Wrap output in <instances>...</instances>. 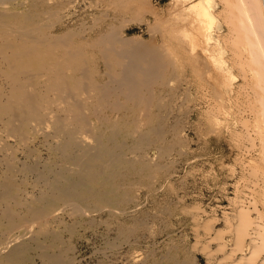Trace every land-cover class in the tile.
<instances>
[{"label":"bare ground","instance_id":"obj_1","mask_svg":"<svg viewBox=\"0 0 264 264\" xmlns=\"http://www.w3.org/2000/svg\"><path fill=\"white\" fill-rule=\"evenodd\" d=\"M184 1L181 27L163 29L166 54L122 35L147 2L104 0L108 12L72 24L70 0H0V264H31L29 239L43 264H73L71 244L54 227L74 233L96 213L117 221L122 264H198L200 255L205 264H264L262 0ZM192 29L204 43L196 52ZM177 75L204 138L195 165L201 194L202 184L219 183L206 168L211 134L239 150L245 185L225 205L205 206L200 192L189 201L188 184L174 188L165 172L180 143L166 139L165 94ZM43 150L50 161L41 169ZM150 209L148 235L159 221L166 237L141 256L138 231Z\"/></svg>","mask_w":264,"mask_h":264},{"label":"rangeland","instance_id":"obj_2","mask_svg":"<svg viewBox=\"0 0 264 264\" xmlns=\"http://www.w3.org/2000/svg\"><path fill=\"white\" fill-rule=\"evenodd\" d=\"M183 1L184 0H144V1L131 0V3L133 2L132 5H138L141 2H147V3L144 5L142 4L141 7H143L144 10L142 13L134 12L133 14L129 15L132 16L131 18H128L130 20H127L122 24V35L127 38H131V40L132 41L134 40V42H141L143 45L153 43L155 47L156 45L158 46V49L160 51L162 50L161 52L163 53L167 52L166 54H170L171 53L170 45H169L170 42L166 38L163 29L165 28L167 29L168 27L169 28L175 27L178 30V28L181 27L182 25L181 17L178 16L179 15L178 13H181L184 4H186L185 3L186 1L184 2ZM64 2H69V0H64ZM113 5L118 6L119 5L118 1L113 3ZM106 7L111 9V7L105 6L104 0H70V7L64 9V11L66 10L64 12V15L66 21L67 20L68 22L75 21L74 23L71 22L72 24L81 23V22L90 23L97 17L99 11L101 10L105 11L106 9L104 8ZM191 18L192 16H190V19ZM193 29L191 30V37L194 36L193 39H197L199 41V44L197 43L198 41L195 40L197 41L196 44L198 46L196 45L197 46V47L195 46L196 48L193 47V44L195 42H192L191 49L195 48L194 52H196V50L198 51V49L200 50L202 49L201 46H203L204 43H202V41L199 40L201 36L200 34L202 33L201 30H199L198 34L196 35L197 31L195 33V30L193 31ZM215 29L216 30L218 29L217 24ZM213 33L215 34L216 32L213 31ZM176 34L181 37L182 33L179 31ZM196 37H198L199 39ZM211 63L213 62L211 61L208 64V66H210L212 69L213 64ZM213 70L215 69L213 68L212 71ZM212 71L210 73H212ZM181 77L182 76L177 75L171 79V81L169 82L168 91L165 94L166 95L165 101L167 103L166 106L167 111L165 110V115H166V120L168 121L166 122V128L168 130L166 133V137H167L166 139H168L169 141L171 140L170 142L172 143H174L175 140L180 141L179 144L176 143L172 145V148H170L169 150V154H168L169 159L168 158L166 159L167 164L165 165V172L168 171L170 172L171 179L173 180V182L170 185L175 186L174 188H179L180 186H184V185L186 186L188 184V187L186 188L190 197L189 198L190 200L189 199L188 200L192 201L191 195L193 196V198L195 196L198 197V193L200 192V188H199L200 185L199 183H197L199 182V179L197 180L198 176L196 174L197 172L195 170L196 169L195 165L197 164V154L203 151L202 141L204 140V138L199 134V132H196L198 131L197 129H195L197 128L198 125L197 105L194 101H190V102L187 101L186 98L188 95L186 96L184 92V86H183L184 81ZM192 92L194 93V91ZM193 93L192 95L194 97ZM183 102L186 104H184ZM174 132H175V136H174ZM211 137L212 139L211 142L208 144V148L210 147V149L212 150V155L209 158L211 160L213 168L212 170L209 169L210 164L208 162L206 163V168L210 172L213 171L212 175H214L216 181L219 183L218 185L217 184L213 185V189L210 188L208 185L202 184L201 191L203 192L202 194L200 192L201 194L200 197L203 200L202 202H204L203 204L205 206H209L210 205L209 203L211 202L215 203V205H217L216 203L219 202L225 205L226 197L227 196L232 197L234 192V187L236 185H239V187H241L242 189L243 185H245L243 179L241 178L242 175H241V169L239 167L240 165L238 164V161L236 159L237 152L239 150L235 146H233L231 142L228 139H226L224 136L219 137V136H215V134H211ZM41 155H43L41 157L42 158L41 162H43V160L44 162L43 163L40 162L41 163L40 168L43 169L46 165H48L50 160L46 161L48 159L46 151L43 150ZM192 162H194V164ZM20 163H22V161H20ZM35 183H36L35 177L30 176V180L28 184L32 186L31 188L34 187L33 185H35ZM249 184L251 183L249 182ZM30 185H27L28 190H32L30 189ZM180 191L183 190L180 189ZM213 196H215V198H213ZM70 213H71L70 211H64V213L61 215L63 217V221L67 222V224L69 223V225L74 219L71 217L73 215ZM149 213L148 215H150L149 216L150 219L147 217V219L145 220L146 223L143 225L145 227L143 226L140 227V229L143 231H141L140 229L138 231V233L141 234V235L138 234L139 239L141 238L140 241H138V246H139L138 252L141 254V256L148 254V252L151 251L153 247H156L161 243L163 244L164 238L166 237L165 235H163V232L166 231V229H163L164 227L162 226L164 225H158L161 224L158 221V224H156L155 226L153 225L152 227L153 230L156 232L154 234H157V235H153V237L155 238L157 237L158 240L157 243H154L155 241L152 242V240L154 239H152L153 237H151L148 234L150 232L149 227L152 225L151 223L153 217L151 216L153 211H151L150 209ZM114 219H115L114 217H111L110 215L108 216V214L106 213L85 215L81 217V219H79L81 221L80 223L76 224L74 233H71L67 228L66 229L59 228L60 226L54 227V229L57 230V232L63 233L62 236L64 238V244H69V245L71 244L70 245L71 253L73 251L72 254L74 257L73 264H122L117 259L120 241L117 238L118 237L117 227H116L117 221H115ZM147 220L149 221V223H147L148 222ZM144 229L146 232L144 231ZM179 230L183 231L182 228H180ZM159 233L160 235H158ZM160 237L161 239H159ZM29 240L31 241V242L29 241V243L32 244V246L28 248L29 255L31 257V264H43L41 258V251L39 249L37 250L36 244H34L35 242L33 241L34 239L33 240L29 239ZM192 243L193 245H195L193 238H192ZM59 246H61V244H59ZM197 261L198 264H205V258L202 257L201 255L198 257ZM62 264L65 263L63 262Z\"/></svg>","mask_w":264,"mask_h":264},{"label":"water","instance_id":"obj_3","mask_svg":"<svg viewBox=\"0 0 264 264\" xmlns=\"http://www.w3.org/2000/svg\"><path fill=\"white\" fill-rule=\"evenodd\" d=\"M262 5H263V9H264V0H262Z\"/></svg>","mask_w":264,"mask_h":264}]
</instances>
